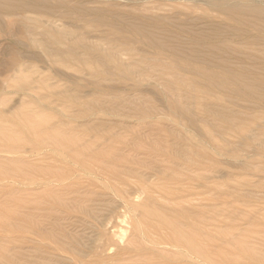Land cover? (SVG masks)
Here are the masks:
<instances>
[{
	"label": "rangeland",
	"instance_id": "1",
	"mask_svg": "<svg viewBox=\"0 0 264 264\" xmlns=\"http://www.w3.org/2000/svg\"><path fill=\"white\" fill-rule=\"evenodd\" d=\"M106 4L124 14L141 5L170 10L163 13L169 36L185 48L189 38L203 36L240 48L255 41L250 29H224L229 22L206 0ZM57 20L69 33L60 43L46 37L34 43L18 25L0 26V108L20 119L25 114L23 125L38 132L11 129L14 139L0 155V264H74V256L144 247L139 224H145V212L172 219L178 208L210 227L213 264H264V111L226 94L194 101L184 90L168 93L189 109L190 123L165 100L164 88L176 76L157 81L160 71L143 68L155 58L168 63V55L91 17ZM112 48L139 74H121L116 60L105 58ZM15 65L26 69L33 92L11 89ZM223 115L238 128L224 124ZM252 129L263 135L246 141L242 135ZM71 138L94 152V162L83 158L93 164L91 171L65 159L61 153L72 152L53 143Z\"/></svg>",
	"mask_w": 264,
	"mask_h": 264
},
{
	"label": "bare ground",
	"instance_id": "2",
	"mask_svg": "<svg viewBox=\"0 0 264 264\" xmlns=\"http://www.w3.org/2000/svg\"><path fill=\"white\" fill-rule=\"evenodd\" d=\"M109 1L120 0H87L88 5L82 1L84 6L81 1L71 0H0V26L16 24L34 43L38 37L50 38L60 43L69 33L58 28L57 18L81 21L91 17L102 26L108 24L115 34L120 36L129 34L136 40L143 39L145 46L152 48L156 55L169 56L168 63L155 58L143 67L160 71L157 81L170 73L176 76L173 84L168 83L163 93L184 90L188 92L187 97L194 101L200 98L206 100L215 94H226L230 98L242 99L252 107L256 105L264 111V53L260 52L264 51L260 48L264 47V0H206L229 22L224 24V29L238 33H246L250 29L256 33L255 41L248 40L241 48L228 44L225 39H214L209 36L189 38L190 47L185 48V44L177 43L178 40L174 41L169 36L170 32L167 29L170 23L163 13L170 10L160 12L158 7L141 5L136 7L134 12L124 14L125 11H118L115 4H106ZM124 16L136 23L126 20ZM70 40L77 42L78 37L71 36ZM95 50L102 52L99 48ZM119 54V51L112 48L110 52L105 53V58L116 60V66L121 74L132 76L139 74L136 68L125 65ZM128 56L133 59L131 55ZM10 71L9 86L14 92L34 91L35 86L32 81L29 83L27 77L25 78L27 71L22 65H15ZM177 75L185 77L184 80ZM170 97L169 94L165 96L168 106L185 116L190 123L194 122L189 109L180 107ZM24 115L21 114L23 118L20 119L19 115L9 114L8 111L0 108V155L6 153L9 141L14 139L10 135L11 129L24 134L30 131L38 134L36 126H32L29 130L23 125L26 120ZM222 119L230 128H238L235 120L224 115ZM252 134L263 135L252 129L246 130V134L242 137L246 141L255 140ZM43 141L37 139L36 143L41 144ZM210 141L212 137L207 138V142ZM53 143L72 152L61 153L65 159L88 171L92 170L93 164L83 158H89L94 162L97 157L93 156L92 149L81 143L78 138ZM263 143L264 141L260 142ZM201 152L205 154L203 149ZM179 190L183 191V188ZM162 191L164 194L168 192L167 189ZM178 192L177 189L171 190L169 195ZM145 213V224H139L144 247L134 245L132 249L122 248L111 256L106 251L95 252L88 257L74 256L72 258L74 264H117L119 261L132 263L134 260H138V264H213L210 256L216 247L210 227L206 228L202 223L196 222L192 214L185 209L178 208L172 219L164 214L150 211ZM123 239L124 234L118 235L120 242H123Z\"/></svg>",
	"mask_w": 264,
	"mask_h": 264
}]
</instances>
